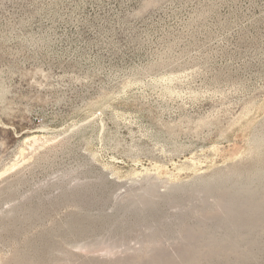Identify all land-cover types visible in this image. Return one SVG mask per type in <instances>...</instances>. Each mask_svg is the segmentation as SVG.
<instances>
[{
	"label": "rangeland",
	"instance_id": "obj_1",
	"mask_svg": "<svg viewBox=\"0 0 264 264\" xmlns=\"http://www.w3.org/2000/svg\"><path fill=\"white\" fill-rule=\"evenodd\" d=\"M0 264H264V0H0Z\"/></svg>",
	"mask_w": 264,
	"mask_h": 264
}]
</instances>
